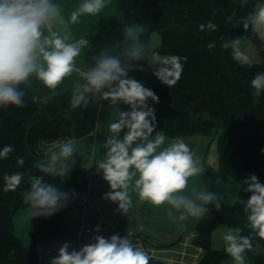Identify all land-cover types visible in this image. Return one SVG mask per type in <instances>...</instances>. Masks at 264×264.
Returning a JSON list of instances; mask_svg holds the SVG:
<instances>
[{
	"label": "trees",
	"instance_id": "obj_1",
	"mask_svg": "<svg viewBox=\"0 0 264 264\" xmlns=\"http://www.w3.org/2000/svg\"><path fill=\"white\" fill-rule=\"evenodd\" d=\"M264 0H112L111 18L105 31L95 37L83 62L82 72L95 64L106 38L116 29L134 24L142 26L139 46L144 56L132 59L126 51L128 77L154 91L159 102L156 120L164 121V134L169 138L205 137L215 149L216 159L203 166L227 176L238 185V197L232 204L207 205L209 211L196 226L183 234L171 249L187 237L202 251L196 264H222L230 256L212 248L213 233L220 227L239 229L238 235L249 237L253 246L260 245L259 254L246 252V264H264V240L250 228L246 202L251 195L245 181L255 174L264 184V91L253 95L251 80L264 72V42L253 26L255 5ZM231 17V19H229ZM214 30L204 31L199 25L208 22ZM247 24V27H245ZM47 32H45L46 35ZM157 33L160 44L149 49L151 35ZM249 39L256 47L261 63H239L231 47L222 45L234 39ZM214 43L209 49L207 45ZM160 56L187 57L178 82L168 87L154 75L149 63L152 53ZM84 83L81 73H73L55 89L45 87L36 77L19 85L24 92L22 106L0 107V150L11 145L7 158H0V264H36L35 246L55 237H70L76 229L70 203L50 217L30 219V246L15 236L13 218L16 212L29 209L21 192L30 186V177L41 176L46 183L56 185L69 194L86 191L90 180L89 165L94 159L87 153H75L69 160L68 171L52 176L40 171L39 165L48 160V150L55 144L79 140L91 132L88 113L94 96L87 94V104L75 108L71 97L77 85ZM124 111L128 105L117 103ZM23 158V164L18 160ZM60 165H58L59 167ZM23 173L15 191H5L6 174ZM114 212V211H105ZM151 247L142 235H126ZM150 264H181L162 258H152Z\"/></svg>",
	"mask_w": 264,
	"mask_h": 264
},
{
	"label": "clouds",
	"instance_id": "obj_2",
	"mask_svg": "<svg viewBox=\"0 0 264 264\" xmlns=\"http://www.w3.org/2000/svg\"><path fill=\"white\" fill-rule=\"evenodd\" d=\"M108 3L109 0H83L71 12L70 22L75 24L82 15L97 16ZM251 19L258 29H264V7ZM57 24L64 25L65 21L60 6L53 0H0V107H21L24 92L18 86L33 76L45 87L55 90L65 78L77 71L76 58L89 42L85 38L73 39L66 29L63 34L53 30ZM205 27L211 31L216 25L210 21L206 26L199 25L201 31ZM140 31L142 29L138 27H126V35L132 39H136ZM239 43V40L230 41L222 47H232L236 50L234 58L248 64L249 57L239 50ZM207 47L212 49L215 44L209 43ZM128 55L132 59H141L143 46L134 47ZM186 59L153 52L155 77L168 87L174 86L181 78ZM81 76L84 83L74 89L71 97L73 108L87 104L89 93L100 94L102 99L110 100L113 105L122 103L130 108V111H119L118 119L110 123L111 135L104 145L107 151L97 165L110 189L105 198L116 203L121 214H127L133 207L132 193L139 201L154 207L167 205V216L173 222H179L181 228L186 227L183 222L189 218H203L209 211L207 205L216 202L217 196L204 190L193 192L191 196L185 194L189 179L201 175L204 169L183 138L169 139L161 131H155V108L149 104V101L153 104L159 102L154 91L128 77L120 58L107 53L96 58L94 66L83 71ZM250 86L254 90L253 95L259 97L264 91V72L256 74ZM123 129L127 131L123 139H119ZM11 151V145L5 146L0 150V158H7ZM74 151L73 142L61 143L58 151L52 152L47 162L39 165L40 171L62 176L68 171L67 161ZM23 162V158L18 160L19 164ZM4 180L5 191H15L23 180V173L6 174ZM245 183L251 193L246 202L249 226L264 240V184L255 174L249 175ZM21 195L29 206L31 218H35L54 215L76 194L62 192L56 185L46 183L43 177L32 176L30 186ZM216 207H220L218 202ZM94 231L99 232V226ZM239 231L232 229L223 234L225 252L233 264H246V252L259 254L260 245L254 248L251 239L238 235ZM92 241L79 250L70 251L67 243L61 245L50 264H150V254L135 246L127 236L105 238L96 235Z\"/></svg>",
	"mask_w": 264,
	"mask_h": 264
},
{
	"label": "crops",
	"instance_id": "obj_3",
	"mask_svg": "<svg viewBox=\"0 0 264 264\" xmlns=\"http://www.w3.org/2000/svg\"><path fill=\"white\" fill-rule=\"evenodd\" d=\"M80 62L77 61L75 63L77 71L74 73H82V64ZM119 111H124L121 106L118 104L113 105L110 100L102 99L100 94H96L88 113L90 134L79 140L66 141L74 143V154L94 151V165L90 167L89 191L91 196L97 201L103 211H115L118 213L122 233L131 236L142 235L147 238L150 246L157 252L158 257L172 263L196 264L202 255V251L193 246L191 236L185 237L181 243L171 249L165 248L178 242L183 234H186L196 226L200 218H189L183 222L186 227L181 228L179 222H173L167 216V205L159 208L154 207L151 204L139 201L136 194L132 193L133 207L127 214H121L117 210V204L105 198V193L109 192L110 189L97 165L106 154L107 149L104 145L111 135L109 125L118 119ZM156 121L157 128L155 131H161L164 134V123ZM126 131L127 129H123L119 133L118 138L123 139ZM153 135H155V132ZM183 139L188 145H191L204 169L201 175L189 179L185 194L191 196L193 192L204 190L215 193L217 196L216 202L218 203L231 204L235 202L238 197V185L220 172L212 171L203 166L206 158H208V162L210 161L212 150L210 140L205 137L200 138V136ZM60 144L50 147L48 155L50 156L52 152L58 151ZM174 215L176 214L174 213Z\"/></svg>",
	"mask_w": 264,
	"mask_h": 264
},
{
	"label": "rangeland",
	"instance_id": "obj_4",
	"mask_svg": "<svg viewBox=\"0 0 264 264\" xmlns=\"http://www.w3.org/2000/svg\"><path fill=\"white\" fill-rule=\"evenodd\" d=\"M111 1L112 0H109L108 6L104 10H102V12L98 14L97 16L82 15L78 18V21L75 24H73L70 22V19H69L70 14L81 3H83V0H53V3H57L60 6L61 13L65 21L64 25L57 24L53 30L60 31L63 34V32L66 29L67 33L73 39L85 38L89 42L88 45L84 49H82L81 55L76 58V62L81 61L80 62L82 64L81 69L83 68V62L89 52L91 43L93 42V40L95 39L97 35L105 31L106 27L108 26L110 22L111 11H112ZM261 7H264V3L261 1H257L255 5L254 15ZM131 26L142 29V26L140 24H134ZM253 26L256 32L258 33V35L260 36V38L264 42V29H258L254 20H253ZM141 32L142 31L138 33V37L136 39H132L126 35V27L116 29L106 38L105 43L103 44L101 50L99 51V56L102 53H107L109 55L118 56L121 60L122 66H124L128 71L129 66L125 59V53L126 51L139 46V35L141 34ZM235 40H239L240 42L238 45L239 50L249 57V63H248L249 65H255V64L261 63V58H260L258 51L249 39L242 38V39H234L232 41H235ZM159 44H160L159 35L157 33L152 34L149 44H148V48L155 49L156 47L159 46ZM232 50L235 55L236 50L233 48ZM238 62L241 63L240 61ZM149 63L154 67L152 55L149 56ZM158 121H162L164 123V121L161 119H159ZM189 146L191 147V145ZM82 153H86V152H82ZM87 154H89V156L94 159L95 157L94 151L92 152L91 150V152ZM210 155L211 156H210L209 164L213 165V162L215 161L214 159L216 158V152L214 148H212ZM91 166L93 165L90 164L89 168ZM88 177L90 180V173ZM30 219H31V216H30L29 209L19 210L18 212H16L13 218L15 236L26 247L30 246ZM229 230H232V229L227 228V227H220L213 233L212 248L214 250L225 251L226 243L223 240V234ZM222 264H233V261L231 257H229V259L224 261Z\"/></svg>",
	"mask_w": 264,
	"mask_h": 264
},
{
	"label": "built area",
	"instance_id": "obj_5",
	"mask_svg": "<svg viewBox=\"0 0 264 264\" xmlns=\"http://www.w3.org/2000/svg\"><path fill=\"white\" fill-rule=\"evenodd\" d=\"M75 197L70 199L73 207V218L76 229L70 237H55L49 241H42L35 246L36 264H50L51 260L58 254L61 245L67 243L69 250H79L85 244L92 241L96 235L109 238L112 235L124 237L120 229L119 215L117 212L103 211L97 201L91 196L89 188L86 191L75 192ZM99 226L100 231L94 229ZM135 246L144 248L151 259L158 257L152 247H146L142 242L132 240Z\"/></svg>",
	"mask_w": 264,
	"mask_h": 264
}]
</instances>
